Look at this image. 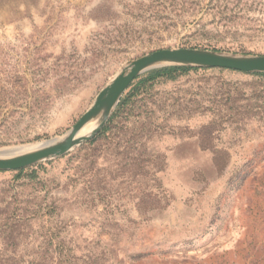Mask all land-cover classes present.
<instances>
[{
    "label": "rangeland",
    "instance_id": "obj_1",
    "mask_svg": "<svg viewBox=\"0 0 264 264\" xmlns=\"http://www.w3.org/2000/svg\"><path fill=\"white\" fill-rule=\"evenodd\" d=\"M175 47L264 55V0H0V151L64 136L127 63ZM131 94L106 133L0 170V264H264V75Z\"/></svg>",
    "mask_w": 264,
    "mask_h": 264
},
{
    "label": "water",
    "instance_id": "obj_2",
    "mask_svg": "<svg viewBox=\"0 0 264 264\" xmlns=\"http://www.w3.org/2000/svg\"><path fill=\"white\" fill-rule=\"evenodd\" d=\"M165 66L224 68L244 72H264V55L241 54L200 48H166L130 61L96 96L92 105L62 137L41 142L27 152L0 151V170L14 171L44 160L60 157L96 136L105 126L126 89L142 73ZM94 125L81 134L87 125Z\"/></svg>",
    "mask_w": 264,
    "mask_h": 264
},
{
    "label": "trees",
    "instance_id": "obj_3",
    "mask_svg": "<svg viewBox=\"0 0 264 264\" xmlns=\"http://www.w3.org/2000/svg\"><path fill=\"white\" fill-rule=\"evenodd\" d=\"M199 68H206V67H192V66H165L160 68H155L149 70L146 75H139L131 84V90L127 95H125L124 98L121 99L119 103V107L117 108V113L115 112L111 118L109 119L108 123H112L114 118H116V115L118 114V111H120L121 108H124L128 101L130 100V96L132 95L131 92H133V95L138 91L142 86H147L150 83H153L154 81L158 79H175L178 75L184 74L190 70L193 69H199ZM208 69V68H207ZM256 75H264V72H255ZM108 126H105L102 131L99 132V134L106 133ZM32 166H36L32 165ZM30 167V166H29ZM26 168H22L19 170H14L17 173H23ZM2 171V170H1Z\"/></svg>",
    "mask_w": 264,
    "mask_h": 264
},
{
    "label": "bare ground",
    "instance_id": "obj_4",
    "mask_svg": "<svg viewBox=\"0 0 264 264\" xmlns=\"http://www.w3.org/2000/svg\"><path fill=\"white\" fill-rule=\"evenodd\" d=\"M94 125L89 124L83 130L81 131V134H87L93 129ZM41 143L34 144V145H22V146H16L11 148L10 150H15L16 152H27L30 150L35 149L37 146H39Z\"/></svg>",
    "mask_w": 264,
    "mask_h": 264
}]
</instances>
